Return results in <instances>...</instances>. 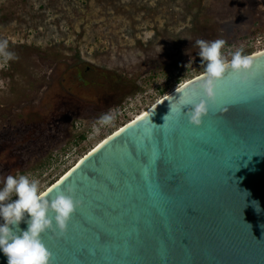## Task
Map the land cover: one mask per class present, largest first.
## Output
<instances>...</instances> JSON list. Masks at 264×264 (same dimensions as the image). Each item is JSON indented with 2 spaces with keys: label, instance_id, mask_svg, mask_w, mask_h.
Here are the masks:
<instances>
[{
  "label": "water",
  "instance_id": "1",
  "mask_svg": "<svg viewBox=\"0 0 264 264\" xmlns=\"http://www.w3.org/2000/svg\"><path fill=\"white\" fill-rule=\"evenodd\" d=\"M252 57L247 84L225 73L201 127L182 113L199 102L191 89L203 75L45 191L73 187L82 202L63 237L43 234L51 264H264V52Z\"/></svg>",
  "mask_w": 264,
  "mask_h": 264
},
{
  "label": "rangeland",
  "instance_id": "2",
  "mask_svg": "<svg viewBox=\"0 0 264 264\" xmlns=\"http://www.w3.org/2000/svg\"><path fill=\"white\" fill-rule=\"evenodd\" d=\"M259 33L264 0H0V41L16 57L0 55V178L27 175L44 192L202 74L197 39H225L230 61ZM109 109L114 124L94 127Z\"/></svg>",
  "mask_w": 264,
  "mask_h": 264
},
{
  "label": "clouds",
  "instance_id": "3",
  "mask_svg": "<svg viewBox=\"0 0 264 264\" xmlns=\"http://www.w3.org/2000/svg\"><path fill=\"white\" fill-rule=\"evenodd\" d=\"M226 43L221 38L195 41L199 48L203 76L191 92L200 96V99L198 103H192L186 113L180 110L194 127L203 125L210 106L216 103L217 86L227 71H231L242 85L247 84L254 75L251 72L253 57L244 55L242 49L231 53L230 61L224 58L222 49ZM7 47V40L0 41V55L7 60L16 58L14 53L7 51ZM115 120L114 110L109 109L99 116L94 127L112 126ZM153 126L162 127L154 123ZM143 135L150 139L152 129L146 128ZM0 185V252L6 257L7 264H51L52 253L44 244L42 236L49 231L59 237L66 234L72 215L82 206V202L74 198L75 189L68 187L49 199L51 190L41 192L39 182L30 180L27 175H7L0 178ZM21 222L27 224L26 230L19 228Z\"/></svg>",
  "mask_w": 264,
  "mask_h": 264
},
{
  "label": "bare ground",
  "instance_id": "4",
  "mask_svg": "<svg viewBox=\"0 0 264 264\" xmlns=\"http://www.w3.org/2000/svg\"><path fill=\"white\" fill-rule=\"evenodd\" d=\"M261 52H264V50H258V51H256V52H254V53H252V55H250V56H253V55H256V54H259V53H261ZM203 75V73L202 74H200L199 76H202ZM199 76H197V77H199ZM197 77H195V78H197ZM195 78H193V79H195ZM193 79H190V80H193ZM190 80H188V81H190ZM188 81H185V82H183L181 85H179L178 87H176L175 89H173V90H171L170 92H168L166 95H164L163 97H161L160 99H158L156 102H154L152 105H150L146 110H144L143 112H141L140 114H138L134 119H132L131 121H129L128 123H126V125H128L129 123H131L132 121H134L135 119H137L138 117H140L142 114H144L150 107H152L155 103H157L158 101H160V100H162L163 98H165V97H167L169 94H171V93H173L174 91H176L178 88H180L182 85H184L185 83H187ZM123 127H125V125H123V126H121L120 128H118L117 130H115L112 134H114L115 132H117L118 130H120L121 128H123ZM112 134H110L109 136H107L106 138H104V139H102L99 143H97L88 153H86L83 157H81L78 161H77V163L82 159V158H84L86 155H88L89 153H91L95 148H97L102 142H104L107 138H109ZM76 165V164H75ZM75 165H73L71 168H73ZM70 168V169H71ZM70 169H68L61 177H63ZM60 177V178H61ZM59 178V179H60ZM58 179V180H59ZM57 180V181H58ZM56 181V182H57ZM55 182V183H56ZM54 183V184H55ZM54 184H52V185H50L46 190H48L51 186H53ZM45 190V191H46ZM44 191V192H45Z\"/></svg>",
  "mask_w": 264,
  "mask_h": 264
},
{
  "label": "built area",
  "instance_id": "5",
  "mask_svg": "<svg viewBox=\"0 0 264 264\" xmlns=\"http://www.w3.org/2000/svg\"><path fill=\"white\" fill-rule=\"evenodd\" d=\"M251 45L253 46L254 52L258 50H264V33H259L251 40Z\"/></svg>",
  "mask_w": 264,
  "mask_h": 264
},
{
  "label": "trees",
  "instance_id": "6",
  "mask_svg": "<svg viewBox=\"0 0 264 264\" xmlns=\"http://www.w3.org/2000/svg\"><path fill=\"white\" fill-rule=\"evenodd\" d=\"M162 94L166 95V90H163V91H162Z\"/></svg>",
  "mask_w": 264,
  "mask_h": 264
}]
</instances>
